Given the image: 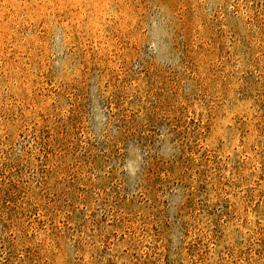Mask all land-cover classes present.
<instances>
[{
    "label": "rangeland",
    "instance_id": "obj_1",
    "mask_svg": "<svg viewBox=\"0 0 264 264\" xmlns=\"http://www.w3.org/2000/svg\"><path fill=\"white\" fill-rule=\"evenodd\" d=\"M0 264H264V0H0Z\"/></svg>",
    "mask_w": 264,
    "mask_h": 264
}]
</instances>
